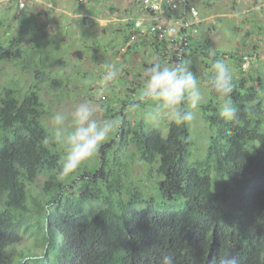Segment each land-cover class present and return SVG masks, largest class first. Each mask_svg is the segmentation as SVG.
Returning <instances> with one entry per match:
<instances>
[{
    "label": "trees",
    "instance_id": "trees-1",
    "mask_svg": "<svg viewBox=\"0 0 264 264\" xmlns=\"http://www.w3.org/2000/svg\"><path fill=\"white\" fill-rule=\"evenodd\" d=\"M10 1L17 13L28 5L18 9V0ZM121 25L113 30L110 42L117 44L123 57L150 42L161 61L168 56L175 62L183 55L192 61L195 73L199 68L204 74L215 59L236 62L239 76L234 75L235 87L229 99L239 109L237 118L223 120L217 94L206 87L209 100L201 110L210 136L205 154L194 160L189 125L168 122L164 137L143 121L131 126L124 120L117 130L116 146L118 150L132 146L143 162L156 166L158 192L166 203L156 209L153 198L142 200L135 193L128 200L130 188L123 182L126 161L118 162L110 152L94 164L96 168L82 170L68 180L56 177L62 157L56 148L42 143L48 130L42 122L38 89L31 87L23 93L17 87L2 90L0 264L6 261L8 246L20 240L18 230L28 221L27 190L40 176L46 178L42 190L46 198L40 209L49 205L50 212L39 211L44 253L38 262L159 264L163 255L171 253L176 264H209L211 258L229 254L239 264H264V75L257 72V66L248 70L254 74L245 75L240 69L243 55L211 52L207 37L200 34L202 24L195 26V34L192 26L181 29L183 40L176 47H168L165 41L153 42L146 35L130 42L135 33L134 18ZM26 30V26H19L16 36L0 39V63L32 59V52L47 51L57 42L40 46L42 37L23 46ZM57 43L65 48L63 42ZM46 67L44 62L35 71L38 81ZM49 84L56 89L64 87L67 80L54 75ZM105 147L101 150L104 154ZM123 191L128 195L125 201L120 199ZM90 202H102L105 207L87 213ZM138 204L143 205L139 210L135 208ZM172 205L178 209L170 210Z\"/></svg>",
    "mask_w": 264,
    "mask_h": 264
},
{
    "label": "rangeland",
    "instance_id": "rangeland-1",
    "mask_svg": "<svg viewBox=\"0 0 264 264\" xmlns=\"http://www.w3.org/2000/svg\"><path fill=\"white\" fill-rule=\"evenodd\" d=\"M99 1L102 5V0ZM137 1L112 0L115 4H112V10L105 8V12L100 14L84 11L88 0L80 3L77 0H30L26 9L20 13L15 11L12 1L0 2V21L5 26L0 28V39L6 38L7 35L16 36L19 26L24 25L28 34L24 35L23 46H28L42 37L40 46L45 43L50 44V41L65 44V48H61V44L51 43L47 51L32 52V59L24 58L20 62L0 63V93L4 89H15V87L23 93L31 87H36L43 103L44 126L54 110H68L82 100L92 99L102 106L100 118L122 117L123 112L124 120L131 126L143 121L151 128L160 130L165 137L169 121L147 120L145 113L149 110L148 106L144 102H138V95L144 68L155 62H170V57L167 56L161 61V58L153 52L150 42L145 43L144 47L139 46L135 54L123 57L118 52L117 44L111 45L110 42L113 30L123 27L121 24L125 23V18L132 15L133 5L138 6ZM209 1L213 2V5L221 3L217 8L207 9L206 13L225 14V17H214L201 23L200 34L207 37L211 44V52L234 53L237 56L249 55L253 60L252 66H257V72L264 75V12L254 11L261 0ZM83 19L84 23H82ZM105 46H108L106 51ZM44 62L47 65L46 72L42 77H38L42 78L38 81L34 74ZM226 63L231 67L233 74L239 76L236 62L228 60ZM104 64H113L119 69L118 78L109 85L107 92L102 91L99 84ZM202 70L199 68L196 70L198 79L203 76ZM248 72L243 73L254 74V70ZM54 75L66 78L67 84L64 87L52 88L49 83ZM202 88L203 104L209 100V96L203 84ZM116 135L117 132L101 146L95 157L81 166L75 175L78 176L82 170L96 168L94 164H98L102 157L107 158L110 152L118 162L126 161L127 169L124 172L123 182L126 188H130L128 200L137 193L142 200L153 198L154 207L162 208L166 203L164 204L158 192L156 166L143 162L132 146L118 150ZM189 136L193 142L191 160L202 157L205 154L210 130L203 119L201 106L197 119L189 125ZM103 147L105 154L101 151ZM56 149L63 158L62 151ZM55 176L58 177L57 174ZM45 180L43 176L36 178L27 190L28 221L18 230L19 242L6 249L4 264H49L45 259L42 262L36 261L44 253V232L41 229L43 225L39 209L45 203L46 194L42 191ZM127 196V191H123L120 199L125 201ZM86 206L87 213L105 207L102 202H90ZM142 207V204L135 205L137 210ZM166 209H169V206ZM177 209V205H172L170 208L172 211Z\"/></svg>",
    "mask_w": 264,
    "mask_h": 264
},
{
    "label": "clouds",
    "instance_id": "clouds-1",
    "mask_svg": "<svg viewBox=\"0 0 264 264\" xmlns=\"http://www.w3.org/2000/svg\"><path fill=\"white\" fill-rule=\"evenodd\" d=\"M254 11L264 12V0ZM192 61L180 56L175 62H155L144 68L138 102L148 106L145 117L149 121L167 120L175 125H191L198 117L204 100V87L217 94L219 116L225 121L237 118L238 107L229 95L235 87L231 67L223 59H215L210 70L198 79L192 70ZM99 80L102 91L119 76V69L113 64L103 65ZM102 106L92 99L76 103L68 110H54L45 126L48 129L42 143L46 147L59 148L63 158L59 161L57 176L68 180L78 172L83 164L95 157L101 146L109 141L124 123L123 117L100 118ZM258 145V144H257ZM50 212V206L39 209ZM159 264H176L175 254H165ZM209 264H239L231 254L217 256Z\"/></svg>",
    "mask_w": 264,
    "mask_h": 264
},
{
    "label": "built area",
    "instance_id": "built-area-1",
    "mask_svg": "<svg viewBox=\"0 0 264 264\" xmlns=\"http://www.w3.org/2000/svg\"><path fill=\"white\" fill-rule=\"evenodd\" d=\"M8 2L10 0H0V2ZM30 0H18V9H22L29 3ZM82 1V0H79ZM139 11L143 15H150V22L145 19H134L135 33L130 37V42L135 41L137 36L146 35L153 42H167L168 47L178 46L183 35L181 29L192 26L193 33H197L195 26L201 24L199 13L196 8L186 5L185 9L188 14V19L177 18L172 16L169 21L164 18V12L173 15L178 9L177 0H138ZM182 4V2H180ZM170 15V16H171ZM171 18V17H170ZM252 57L243 55L240 60V69L242 72H247L252 66Z\"/></svg>",
    "mask_w": 264,
    "mask_h": 264
},
{
    "label": "crops",
    "instance_id": "crops-1",
    "mask_svg": "<svg viewBox=\"0 0 264 264\" xmlns=\"http://www.w3.org/2000/svg\"><path fill=\"white\" fill-rule=\"evenodd\" d=\"M129 1H132V0H129ZM205 1L206 2H202L201 0H177V3H179V4H178V9L176 10V13L180 16V18H185L186 19L189 16L187 14L185 6L186 5H190V6H193L194 8L197 9L201 22H205L206 20H210L211 18H214V17H225V14H223V13L222 14L220 13V14H217V15L206 13L207 9H209V8L211 9L213 7L217 8L218 6H220L221 2H219V4L217 3V4L213 5V2H211V1L208 2V0H205ZM100 2L101 1L98 2V0H88L86 6L84 8V11L93 12L95 14L96 13L100 14L101 12H103V13L105 12V8L111 9L112 8V4L115 5L114 2H112V0H102V5H100ZM180 2H182V4ZM135 5H133V7L131 8V10H133L131 12L132 13L131 16H134L133 17L134 19H145L146 22H150V15L149 14L148 15H143L139 11V6H137V5L135 6ZM166 11L167 10H165V12H164V15H165L164 18H166V19L168 18L167 19L168 21H169V19H172V16L176 17L175 13L173 15H171V14H168V12H166ZM203 15H205L206 17H204ZM208 15H210V16H208ZM126 16H128V13H126ZM131 16L130 17H126L125 19L127 20L128 18H132ZM93 18H95V17L93 16ZM113 19H115V17H113ZM263 24H264V22H263Z\"/></svg>",
    "mask_w": 264,
    "mask_h": 264
},
{
    "label": "water",
    "instance_id": "water-1",
    "mask_svg": "<svg viewBox=\"0 0 264 264\" xmlns=\"http://www.w3.org/2000/svg\"><path fill=\"white\" fill-rule=\"evenodd\" d=\"M77 56H78V57H80V54H79V53H77Z\"/></svg>",
    "mask_w": 264,
    "mask_h": 264
}]
</instances>
